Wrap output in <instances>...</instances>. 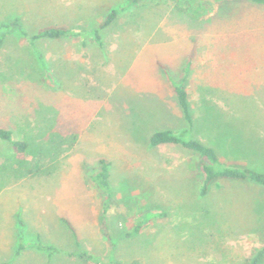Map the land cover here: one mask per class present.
<instances>
[{"label":"rangeland","instance_id":"1","mask_svg":"<svg viewBox=\"0 0 264 264\" xmlns=\"http://www.w3.org/2000/svg\"><path fill=\"white\" fill-rule=\"evenodd\" d=\"M129 1L0 0V26L22 24L0 28V126L17 140L56 134L57 146L30 162L41 158L40 174L9 178L2 165L15 151L0 142V264H249L264 247V188L219 180L201 196L194 153L149 145L154 132L187 128L170 80L190 61L191 136L222 162L264 172V5ZM112 10L122 12L99 46L90 35ZM50 27L85 31L86 47L80 37L30 46L23 34ZM101 159L110 240L102 194L87 181Z\"/></svg>","mask_w":264,"mask_h":264},{"label":"trees","instance_id":"2","mask_svg":"<svg viewBox=\"0 0 264 264\" xmlns=\"http://www.w3.org/2000/svg\"><path fill=\"white\" fill-rule=\"evenodd\" d=\"M256 5H264V0H246ZM137 0H130L129 4H135ZM122 10H112L103 19L100 21L98 28L92 31L90 37L92 41L102 46L100 31L112 26ZM1 29L9 30V33L13 30H22V24L19 18H14L9 21V24L0 26ZM27 36L30 46L35 45L34 41L39 39L46 40H60L63 38H81L82 46L87 45L86 40H88V35L85 31L75 32L69 28H56L50 27L38 31L32 36H28L26 33H23ZM1 45V39H0ZM191 63L188 61L187 65L183 69V76L177 81L170 80L173 94L176 99V102L181 110L183 119L187 124V128L182 129L181 131L175 132L171 130H162L154 132L149 137L150 147H159V146H176L182 149L188 150L191 153H194L200 160V171L203 174L202 185L200 186V195L205 196L208 192L209 185L219 180L231 181V182H241V183H250L254 186L264 188V172H259L256 168H250L248 166H241L229 162L220 161L217 152L213 146L206 145L196 138L191 136V129L193 127V119L190 114L188 94L186 91L187 77L190 74ZM26 68V67H25ZM165 72L167 70L165 67H162ZM16 69L20 72H24L23 67L16 65ZM46 72L48 69L45 67ZM19 72V73H20ZM206 113H210L212 109L206 110ZM218 124L215 126L217 127ZM13 131L0 126V142L7 144L12 150H14V156H7L5 164L2 165V168L6 171L9 170V178H20L26 175H38L42 172L40 167V159L38 158L32 164L30 163L34 160L37 155L45 154L48 156L53 155L57 152V146L54 145V136L56 134H50L49 140L47 142H38L32 134H24L23 137L19 140L13 137ZM231 140V139H230ZM100 168L99 171L87 177V181L94 184L102 194L103 202L100 214V223L101 229L104 233V236L107 240H110L107 231V226L105 224V214L109 209V202L111 198V187H110V169L109 164L105 159L99 161ZM247 165V164H246ZM147 214L145 216H149ZM155 217L161 216L160 214H154ZM62 221L70 228L68 222L63 218ZM142 223H138L133 227V229L126 233L125 236H132L136 234L141 227ZM32 247L38 251H50L51 253L55 251V248L49 245H43L41 243L32 244ZM23 248V245L20 243L18 250L20 251ZM79 258H89L87 257L86 252H80L78 255ZM264 260V247L256 250L249 260V264H262ZM6 264V263H5ZM131 264H138L136 261Z\"/></svg>","mask_w":264,"mask_h":264}]
</instances>
